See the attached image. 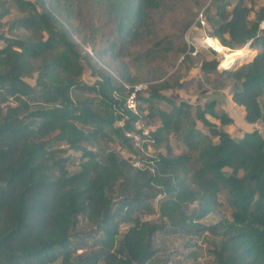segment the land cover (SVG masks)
<instances>
[{"label": "trees", "instance_id": "1", "mask_svg": "<svg viewBox=\"0 0 264 264\" xmlns=\"http://www.w3.org/2000/svg\"><path fill=\"white\" fill-rule=\"evenodd\" d=\"M166 1L0 0V27L19 13L0 31V264H173L157 244L164 234L186 239L185 247L202 237L211 264H264V134L234 137L226 129L234 120L215 99L177 98L167 91L183 83L171 77L145 81L147 94L130 108L125 84H137L134 77L100 59L140 40ZM204 3H195L181 33L203 12L210 37L232 50L258 49L222 70L231 81L220 85L249 123H264V3ZM108 26V46L96 55L82 33ZM16 29L27 35H11ZM179 50L189 52L186 43ZM218 65L201 61L205 73ZM87 70L92 82L83 79ZM148 145L154 152L144 155ZM69 151L79 153L75 170ZM221 194L230 216L206 224Z\"/></svg>", "mask_w": 264, "mask_h": 264}, {"label": "rangeland", "instance_id": "2", "mask_svg": "<svg viewBox=\"0 0 264 264\" xmlns=\"http://www.w3.org/2000/svg\"><path fill=\"white\" fill-rule=\"evenodd\" d=\"M197 1L200 0H167L162 8L154 11L151 28L144 33L140 40L134 43H126L121 51L111 52L109 50L107 54L100 55L101 58L99 55L98 57L120 77L121 75L129 76V78L134 77V81L137 83L138 81L163 80L168 77H171L172 81L175 79L178 80L180 83H183V87L167 91V93H172L173 96L177 98H184L195 102L197 101L196 97L211 95L212 89H222V93L228 98V95H226L224 91L229 92V86L225 85L221 87L220 83L229 84L231 80L220 74V72L227 67L222 65L223 54L215 50L206 41L207 36H211V29L207 23L206 26H202L198 18H196L193 24L184 33H181L184 21L191 17L192 9ZM202 1H205L204 5L208 2V0ZM256 2L257 6H259L264 3V0H256ZM17 15H19V13L14 8L12 13L3 19V26L0 27V31L7 30L9 22ZM249 16L252 18L254 17L253 11H249ZM72 24L74 28L78 25L77 18L72 20ZM85 32L86 33H82V35L91 38V42L94 43L92 44L89 42L90 44H88L91 47L87 46V49H92V45H94L92 51L97 55L99 50L107 48L109 40L107 41L106 38L110 34L109 26L96 33L95 36L91 34L90 28H87ZM77 33L76 35L78 37H74H77V39L79 38V40L80 37L82 39V35L79 32ZM10 34L24 37L27 35V32L24 29H16L10 32ZM184 43H186L189 48L187 55L179 50ZM1 44H3L2 41L0 42V45ZM196 49L198 52L194 55L193 51ZM231 49L230 47L226 48V50ZM214 50L216 51L215 53ZM247 50V56L239 59L236 67L241 65L244 60L251 58L258 49L247 46ZM212 58H216L219 61L218 70L205 73L201 69V61L203 59ZM83 79L87 82H92L95 78L91 75L90 71L87 70L83 75ZM29 80L31 82L33 81L32 79ZM142 93L144 95L147 94L146 90H143ZM138 104L143 108L146 107V104L142 100H138ZM209 118L212 121H217L212 117ZM238 118L239 116H237V123L230 127L234 137L237 138L246 131H252L255 127L264 134L263 122L254 126L249 124L247 120L239 121ZM157 124L158 123H153L149 127L145 126L144 133H148V129L155 128ZM138 125L139 128L143 126L140 123ZM138 144V147L142 146V143ZM171 144L175 152H180L183 148V145L176 142L174 139L171 140ZM114 146L119 149V146ZM140 149L144 155H150L154 152L151 145H148L147 149ZM163 151L165 150L163 149ZM120 152L125 155L122 149H120ZM69 154L71 157L75 158V164L71 166V169L75 170L78 168L79 153L69 151ZM132 161L141 163L136 157H132ZM220 199L222 201V206L218 212L211 213L203 219L206 224L215 223L221 218L230 216L231 210L226 203L225 194H221ZM151 217L155 216L144 215V218ZM125 227L126 225L122 226V231L125 230ZM205 241L206 240H203L202 237H193L185 247L186 239L178 235L164 234L161 237H157V244L161 250L162 258L169 256L173 259L176 257V259L171 260L173 264H211ZM183 249L185 250L181 254L180 251ZM53 264L62 263L61 260H58ZM99 264L104 263L100 262Z\"/></svg>", "mask_w": 264, "mask_h": 264}, {"label": "crops", "instance_id": "3", "mask_svg": "<svg viewBox=\"0 0 264 264\" xmlns=\"http://www.w3.org/2000/svg\"><path fill=\"white\" fill-rule=\"evenodd\" d=\"M226 95H228V98L222 93V89H212L211 95L204 96V97H196L197 101H204L206 99H215L218 103V109L224 110L230 117L233 118L234 122L228 126H226V129L231 132V126L235 125L237 123V116H239L240 120H246L245 119V108L244 106L238 105L235 102L232 101L231 92L224 91ZM227 105V106H225ZM246 122V121H245ZM261 121H258L256 123H249L251 125H259ZM217 124L220 125V122L217 120ZM254 129V128H253ZM256 129V127H255ZM262 132V131H261ZM232 133V132H231ZM242 136V135H240Z\"/></svg>", "mask_w": 264, "mask_h": 264}, {"label": "bare ground", "instance_id": "4", "mask_svg": "<svg viewBox=\"0 0 264 264\" xmlns=\"http://www.w3.org/2000/svg\"><path fill=\"white\" fill-rule=\"evenodd\" d=\"M206 41L215 50H217L221 54H223L222 65L224 67L225 66H227V67L231 66L235 60H237L239 57L242 56L243 50H245L247 48V46H245L244 48H240V49H236V50H232V49L226 50V48H228V47H225L224 45H222L221 42L217 38L210 37V36H207Z\"/></svg>", "mask_w": 264, "mask_h": 264}, {"label": "built area", "instance_id": "5", "mask_svg": "<svg viewBox=\"0 0 264 264\" xmlns=\"http://www.w3.org/2000/svg\"><path fill=\"white\" fill-rule=\"evenodd\" d=\"M198 20L200 21L202 26H206V20L204 18L203 12H201L199 14ZM261 27L264 28V21L262 22ZM197 52H198V50L196 49V50L193 51V54L195 55V54H197ZM125 86L127 88H132L131 95H130V97L128 99V105H129L130 108L135 109L136 108V95L147 88V83L146 82L137 83V84H134L132 87L130 85H128V84H125ZM138 126L139 125L137 123V127ZM134 164L138 165V166H141L142 163L134 162Z\"/></svg>", "mask_w": 264, "mask_h": 264}, {"label": "water", "instance_id": "6", "mask_svg": "<svg viewBox=\"0 0 264 264\" xmlns=\"http://www.w3.org/2000/svg\"><path fill=\"white\" fill-rule=\"evenodd\" d=\"M246 46H250V43H248V44H246ZM237 62H238V59L237 60H235L233 63H232V65L231 66H229V67H227L228 69H231V68H234V67H236V65H237Z\"/></svg>", "mask_w": 264, "mask_h": 264}]
</instances>
